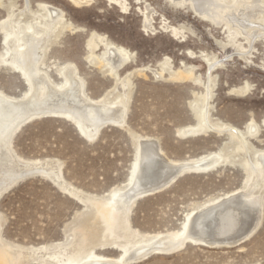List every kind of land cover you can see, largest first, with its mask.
<instances>
[{
  "label": "rangeland",
  "instance_id": "374dc122",
  "mask_svg": "<svg viewBox=\"0 0 264 264\" xmlns=\"http://www.w3.org/2000/svg\"><path fill=\"white\" fill-rule=\"evenodd\" d=\"M26 1L36 13L38 3L53 4L72 24L52 39L44 54L42 67L52 80L61 81L57 70L73 64L86 96L111 100L118 95L116 101H123L125 114L122 125L105 124L90 138L71 117L43 115L27 120L11 138L20 157L43 164L57 161L66 184L82 194L111 197L113 191L118 194L128 186L141 137L157 141L173 161L221 152L219 164L212 169H185L169 185L135 198L127 217L129 224L149 239L183 231L185 216L194 207L244 186L248 169L244 160L253 161L255 152L264 149V0H226L230 12L225 13V20H231L227 25L219 17L217 23L188 5L172 6L167 0H125V9L112 0L81 4L70 0H0V91L16 98L25 97L29 84L2 63L6 50L1 37L3 20H31L28 11L20 14ZM147 12L152 13L150 21L145 18ZM169 26L179 27L182 33L175 35ZM93 32L129 51L124 66L113 72L90 61L87 40ZM250 35L254 38L248 41L246 36ZM104 42L98 44L96 52H103ZM173 70L187 75L189 71L195 79L175 78L170 73ZM205 94L208 124L211 118L242 129L247 144L244 150H236L235 140L219 127L181 131L196 123L191 107H198V98ZM251 124L254 130L248 129ZM6 157L0 151V169L8 167ZM260 183L254 194L261 193L264 199V178ZM263 199L255 231L239 242L209 245L186 241L172 252L149 254L126 264H264ZM90 209L50 177L39 173L26 176L0 194V237L12 250L22 249L34 256L26 264H58L61 262L50 257V252L69 248L72 240L91 230L86 222ZM95 247L105 256L120 254L115 244Z\"/></svg>",
  "mask_w": 264,
  "mask_h": 264
},
{
  "label": "bare ground",
  "instance_id": "6f19581e",
  "mask_svg": "<svg viewBox=\"0 0 264 264\" xmlns=\"http://www.w3.org/2000/svg\"><path fill=\"white\" fill-rule=\"evenodd\" d=\"M70 1L75 4L91 2V0ZM112 1H116L122 9L126 8L125 0ZM167 1L172 6L174 4L175 6L188 5L200 16L215 22H217V17L225 20V13L230 12V6L226 0ZM25 11L31 15L30 21H14L9 18L3 20L5 30L2 31L1 42L2 48L6 50V56L2 63L9 65L11 69L23 76L29 84V92L23 98H16L0 91V151H3V154L7 156L6 164L8 166L0 169V194L17 183L18 180L39 173L42 176L50 177L57 184L59 183L60 187L70 196L78 202H85L91 208L86 213V222L89 223L88 226H91V230L81 234V239L72 240L73 243L69 248L63 246L56 249V252H50V257L54 256L57 261L64 264H126L132 260L138 261L149 254L172 252L186 241H197L209 245L231 244L239 242L255 231L261 216L263 198L261 193L254 194V187L259 185L264 178V149L255 152L253 161L244 160L243 165L248 169L243 187L216 201L207 200L199 205V208L194 207L185 216L183 231L161 234L155 239H149V235L141 234L129 224L127 217L135 198L148 195L169 185L185 169L200 171L212 169L219 164L221 152L211 151L186 160V162H179L180 160L177 162L165 155L157 141L141 137L137 139L135 169L126 184L128 186L118 194H114L113 191L111 197L82 194L79 189L77 190L75 187L74 189L70 184L69 186L62 179L61 164L57 161L49 160L43 164L40 161L35 162L20 157L12 147L11 138L16 129L27 120L43 115L71 117L80 132L90 138L105 124L122 125L125 114L122 109L123 101L119 99L116 101L118 95L114 96L115 98L112 97L111 100L93 99L86 96L83 91L84 84L73 64H65L64 67L57 70L61 75V81L52 80V77L42 67L44 54L52 39L56 40L65 30L71 29L72 24L66 19L64 11L53 4L38 3V12L36 13L29 8L26 1L25 8L20 10V14ZM145 18L150 21L152 13H145ZM229 20H225L226 25L230 24ZM236 21L239 20L236 19ZM169 27L175 35L182 33L177 26ZM228 28L230 29V27ZM235 30L242 32L238 28ZM233 33H231L232 36ZM253 38V35L246 36L248 41ZM101 42H104L105 49L101 53L96 52L98 44ZM87 48V57L91 58V62L113 72L119 69L130 55L126 48L107 41L105 37L96 32H93L87 40ZM170 73L175 78L191 77L195 79L189 71L188 75L182 71L174 70ZM206 98L205 94L202 99L198 98V103H200L198 107H191L196 112V125L188 126L181 131L185 134L196 132L205 126L219 127L220 130L225 129V134L228 133V137L235 140L236 150L243 149L245 147V132L242 129L231 124L212 121L211 118L209 120L211 125L208 124L206 121L208 115L205 109ZM252 127L251 124L248 129ZM254 128L252 129L254 130ZM82 225L84 227V224ZM83 227L80 228L83 229ZM89 237L95 238V240L91 241ZM3 239L0 237V264H26L30 261L29 258L34 257L22 249L12 250L7 244L8 242L6 243V240ZM90 244L92 246L88 248L87 245ZM106 244H115L120 248V254L113 257L95 251L96 245ZM42 247L41 249H43ZM3 255L6 257L3 258Z\"/></svg>",
  "mask_w": 264,
  "mask_h": 264
},
{
  "label": "water",
  "instance_id": "95a60500",
  "mask_svg": "<svg viewBox=\"0 0 264 264\" xmlns=\"http://www.w3.org/2000/svg\"><path fill=\"white\" fill-rule=\"evenodd\" d=\"M236 243V242H235ZM232 244V243H231Z\"/></svg>",
  "mask_w": 264,
  "mask_h": 264
}]
</instances>
